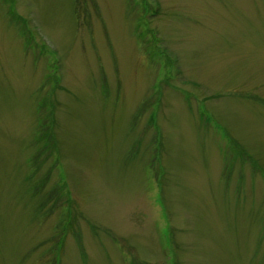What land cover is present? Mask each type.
I'll list each match as a JSON object with an SVG mask.
<instances>
[{
  "label": "rangeland",
  "instance_id": "1",
  "mask_svg": "<svg viewBox=\"0 0 264 264\" xmlns=\"http://www.w3.org/2000/svg\"><path fill=\"white\" fill-rule=\"evenodd\" d=\"M0 264H264V0H0Z\"/></svg>",
  "mask_w": 264,
  "mask_h": 264
},
{
  "label": "trees",
  "instance_id": "2",
  "mask_svg": "<svg viewBox=\"0 0 264 264\" xmlns=\"http://www.w3.org/2000/svg\"><path fill=\"white\" fill-rule=\"evenodd\" d=\"M47 147H49V146H47ZM47 200H48V198H47ZM62 203H63V202H62ZM71 207H72V206H69V208H68V209H71ZM71 219H72V218H71ZM60 233H61V231H60ZM58 237H59V233H58L57 239H56V238H54L53 240H55V239H56V240H58Z\"/></svg>",
  "mask_w": 264,
  "mask_h": 264
}]
</instances>
